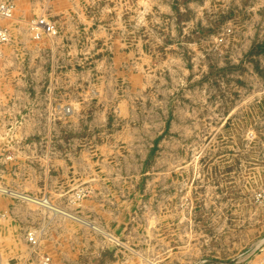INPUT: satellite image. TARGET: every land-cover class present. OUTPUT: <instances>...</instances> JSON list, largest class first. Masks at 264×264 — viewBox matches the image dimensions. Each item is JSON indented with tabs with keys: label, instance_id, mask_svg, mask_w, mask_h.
Returning a JSON list of instances; mask_svg holds the SVG:
<instances>
[{
	"label": "rangeland",
	"instance_id": "1",
	"mask_svg": "<svg viewBox=\"0 0 264 264\" xmlns=\"http://www.w3.org/2000/svg\"><path fill=\"white\" fill-rule=\"evenodd\" d=\"M10 1L1 264H264V0Z\"/></svg>",
	"mask_w": 264,
	"mask_h": 264
},
{
	"label": "built area",
	"instance_id": "2",
	"mask_svg": "<svg viewBox=\"0 0 264 264\" xmlns=\"http://www.w3.org/2000/svg\"><path fill=\"white\" fill-rule=\"evenodd\" d=\"M47 1V0H44ZM15 3L10 0L0 1V18L13 19L15 17ZM30 29L33 32L35 39H40L44 34L50 36H56L58 34V28L55 23L47 18L45 15H41L30 22ZM11 40V32L9 28L0 25V57L3 55V46L9 43ZM5 212L0 210V218L5 216ZM28 241L32 245H36L38 242L36 233L32 232L28 235ZM264 263V256L262 258ZM1 264V259H0ZM43 264H49V257L44 258ZM248 264H254L249 261Z\"/></svg>",
	"mask_w": 264,
	"mask_h": 264
},
{
	"label": "crops",
	"instance_id": "3",
	"mask_svg": "<svg viewBox=\"0 0 264 264\" xmlns=\"http://www.w3.org/2000/svg\"><path fill=\"white\" fill-rule=\"evenodd\" d=\"M0 1H5V0H0ZM14 20H15V19H14ZM12 21H13V19L10 20V19L0 18V25L9 28L10 32H12V31H11V30H12V27H11V25H12L11 22H12ZM13 24H14V23H13ZM2 64H3V62L0 60V68L2 67Z\"/></svg>",
	"mask_w": 264,
	"mask_h": 264
}]
</instances>
